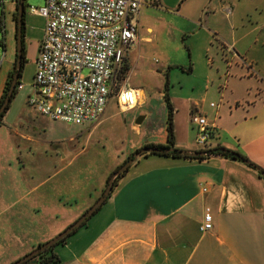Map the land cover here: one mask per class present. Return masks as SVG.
<instances>
[{
	"label": "crops",
	"instance_id": "1",
	"mask_svg": "<svg viewBox=\"0 0 264 264\" xmlns=\"http://www.w3.org/2000/svg\"><path fill=\"white\" fill-rule=\"evenodd\" d=\"M130 21L137 35L124 51L127 74L133 48L151 40L140 26L150 33L159 27L162 44L179 41L188 51L183 64L166 65L163 96L168 93L172 106L174 146L224 148L264 170V0H143ZM44 26L45 18L39 35L25 46L26 61L35 64ZM176 68L192 76L200 68L204 74L179 80L186 89L176 93L169 88ZM123 84L137 91L142 105L144 90ZM162 111L159 127L151 110L142 112L140 122L134 120L136 143L118 165L134 150L166 144V134L163 139L158 132L166 128V102ZM192 114L204 115L212 126L205 148L196 147ZM2 127L7 124L1 121ZM26 140L36 142L29 136ZM6 143L0 137V170L12 168L16 159L23 170L15 177L5 175L0 194V219L7 214L0 220V264H10L55 237L96 198L91 189L44 188L57 172L44 174L32 147L24 152L20 145ZM57 151L66 158L62 148ZM207 210L212 227L202 231ZM51 253L58 257L51 264H264V177L251 165L221 155L201 160L142 155L100 209L45 256ZM23 264L44 263L38 257Z\"/></svg>",
	"mask_w": 264,
	"mask_h": 264
},
{
	"label": "rangeland",
	"instance_id": "2",
	"mask_svg": "<svg viewBox=\"0 0 264 264\" xmlns=\"http://www.w3.org/2000/svg\"><path fill=\"white\" fill-rule=\"evenodd\" d=\"M45 0H24L25 29L24 44L30 45V38L36 39L44 25V18L31 14L30 6L39 7L44 5ZM17 0H0V96L3 93L8 73L13 69L16 58V21L15 13L18 11ZM146 24V23H145ZM144 36L151 40L145 41L133 48L130 55L131 69L124 77L122 74L117 77L116 84L110 96L106 109L101 118L93 124H72L63 121H54L38 114L28 103V94L31 92V83L35 73V64L32 61H25L20 84L14 98L2 117V122L7 127L0 128V137L9 146L20 148L25 152L28 147L35 151L37 161L41 159L44 166L43 173L51 175L56 173L44 188L58 187L66 191L68 189H91L95 201L102 195L108 182L107 177L116 168L118 162H122L126 154L132 150L136 143L135 134L131 130L134 120L142 117V112L152 111L156 119V126L159 127L163 120V107L165 99L166 65L183 64L188 59V51L185 45L177 42L173 45H166L160 42V29L154 26V32H144L145 27H139ZM204 74L197 69L193 74L182 72L176 68L169 77V88L176 93H183L186 88H180L179 80L185 83L187 77L194 78ZM129 87H140L144 90L146 99L142 105L134 109L123 111L118 103V92L123 83ZM216 102L211 98L210 101ZM179 118L184 121L182 111ZM10 128L16 129L12 131ZM161 138H164L166 130L162 129ZM29 136L36 142L27 141ZM74 138V139H72ZM209 143L196 144L197 148H205ZM62 148L66 158L57 151ZM176 148V147H174ZM176 149H179L178 147ZM137 150L127 155L125 160ZM33 158V155L29 156ZM124 160V161H125ZM18 160L13 161L12 168L0 170V194L5 185V175L15 177L23 170ZM33 170L30 166L27 173ZM20 175V174H19ZM67 180V181H66ZM7 181V179H6ZM65 181V182H64ZM63 182V183H62ZM92 203V205H93ZM7 215V214H6ZM3 215L0 220L6 217Z\"/></svg>",
	"mask_w": 264,
	"mask_h": 264
},
{
	"label": "built area",
	"instance_id": "3",
	"mask_svg": "<svg viewBox=\"0 0 264 264\" xmlns=\"http://www.w3.org/2000/svg\"><path fill=\"white\" fill-rule=\"evenodd\" d=\"M142 2L45 0L42 6H30L31 14L45 18V26L29 105L54 121L96 123L113 92L125 48L136 39L137 26L130 18L138 15ZM138 102L136 90L119 89L118 103L123 111L136 107ZM190 121L198 130L196 143H209L212 126L206 117L192 114ZM211 227L212 215L207 210L200 229Z\"/></svg>",
	"mask_w": 264,
	"mask_h": 264
},
{
	"label": "water",
	"instance_id": "4",
	"mask_svg": "<svg viewBox=\"0 0 264 264\" xmlns=\"http://www.w3.org/2000/svg\"><path fill=\"white\" fill-rule=\"evenodd\" d=\"M18 2V15H17V23H16V61H15V72L13 74V78L11 79V84L9 87V90L7 91V95L4 99V102L2 103L0 107V117L6 111V108L8 107L11 97L13 95V92L16 88L17 81L19 79V73L21 70L22 65V57H23V15H24V0H17ZM142 117L138 119L137 121L140 122ZM177 152L181 155L189 156V157H205L208 155H211L209 150H186V149H176L173 147L169 148H158L155 146H145L141 148L140 150L134 152L131 157L122 164L117 170H115L110 179L108 180V184L102 193V195L91 205L76 221H74L72 224H70L66 229H64L62 232L57 234L55 237L50 239L49 241L38 245L34 250L29 252L24 257L10 263V264H23L35 256H37L39 253L45 251L46 249L53 247L54 245L58 244L60 241L68 237L71 233H73L76 229L81 227L92 215H94L100 207L103 205V203L106 201V199L109 197L110 193L113 190V184L116 180V178L123 172L127 171L129 167L143 154L145 153H158V152ZM215 155V154H213ZM241 161L245 162L246 164L252 165V163L245 159L244 157L240 158ZM256 169L261 173V175L264 177V170L260 169L259 167H256Z\"/></svg>",
	"mask_w": 264,
	"mask_h": 264
},
{
	"label": "trees",
	"instance_id": "5",
	"mask_svg": "<svg viewBox=\"0 0 264 264\" xmlns=\"http://www.w3.org/2000/svg\"><path fill=\"white\" fill-rule=\"evenodd\" d=\"M17 8H18V7H17ZM17 15H18V13L16 12V13H15V16H14L16 23H17ZM23 21H24V23H23V35H24V29H25V10H24V15H23ZM25 55H26V50H25V44H24V39H23V57H22L21 70H20V73H19V79H20V77H21V72H22L23 65H24V63H25V61H26V59H25ZM128 70H129V66H128L127 62L124 61L123 65H122V67H121V70H120V74H122V76L124 75V77H125L126 74H127V72H128ZM13 72H14V67H13V69L8 73L7 81H6V83H5V87H4L3 93H2V95L0 96V107H1L2 103L4 102V99H5L6 95H7V91L9 90V87H10V84H11V79H12V77H13ZM120 74H119V75H120ZM119 75H118V77H119ZM19 79H18V81H17V85H16V88H15V90H14V92H13V95H12V97H11V100L14 98V96H15V94H16V92H17L18 86L20 85V81H19ZM166 89H167V85H166ZM164 99H165L166 106H167V109H168V115H167V121H166V128H165V130H166V144H164V145H163V144H152V145H147V146H155V147H158V148H160V149H162V148H169V147H173V148H174V147H175V146H174L175 136H174V125H173L172 106H171V103H170V98H169L168 93H165V95H164ZM10 102H11V101H10ZM8 107H9V105H8ZM8 107L6 108V110L8 109ZM5 112H6V111H4V113L1 115V117H0V122L2 121V117L4 116ZM139 150H140V149H139ZM137 151H138V150H137ZM209 152H210L211 154H215V155H221V156H225V157H230V158L235 159V160H241L240 158L242 157L239 153H237V152H233V151H230V150H227V149H224V148H214V149H210ZM149 154H159V155H165V156H173V157H176V158L184 157V158H195V159H199V160L204 159V157H189V156H187V155L183 156V155H181L180 153H177V152H170V153H167V152L162 151V152H158V153H149ZM146 155H148V153L143 154V156H146ZM130 157H131V156H130ZM126 161H127V160L123 161L122 164H124ZM122 164H121V165H122ZM121 165H120V166H121ZM120 166H118L116 169H114V170L108 175V177H107V182H108V180L110 179L112 173H113L115 170H117ZM251 166L254 167V168L257 167V166L254 165L253 163H252ZM262 170H263V169H262ZM125 172H126V171H125ZM125 172L121 173V174L116 178V180H115V182H114V184H113V187L117 184V181H118V180L124 175ZM259 173H260V172H259ZM260 174H261V173H260ZM64 240H65V239H63V240L60 241V242H63ZM60 242H59V243H60ZM52 248H53V247H50V248L46 249L45 251L39 253L37 256H35V257L32 258V259H35V258L40 257V258L42 259V262H43L44 264H51V263L57 261V260H58V257H57L55 254H52V253H51L49 256H45V254H46L47 252L51 251Z\"/></svg>",
	"mask_w": 264,
	"mask_h": 264
},
{
	"label": "flooded vegetation",
	"instance_id": "6",
	"mask_svg": "<svg viewBox=\"0 0 264 264\" xmlns=\"http://www.w3.org/2000/svg\"><path fill=\"white\" fill-rule=\"evenodd\" d=\"M15 61H16V58H15ZM14 72H15V63H14ZM14 72H13V74H14ZM13 78V77H12Z\"/></svg>",
	"mask_w": 264,
	"mask_h": 264
}]
</instances>
